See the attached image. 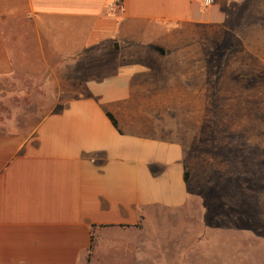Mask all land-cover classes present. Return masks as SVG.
<instances>
[{
	"label": "crops",
	"instance_id": "1",
	"mask_svg": "<svg viewBox=\"0 0 264 264\" xmlns=\"http://www.w3.org/2000/svg\"><path fill=\"white\" fill-rule=\"evenodd\" d=\"M113 1L0 0V88L57 110L30 134L0 123V264H264V214H219L188 154L190 99L219 77L202 35L264 63V0Z\"/></svg>",
	"mask_w": 264,
	"mask_h": 264
},
{
	"label": "rangeland",
	"instance_id": "2",
	"mask_svg": "<svg viewBox=\"0 0 264 264\" xmlns=\"http://www.w3.org/2000/svg\"><path fill=\"white\" fill-rule=\"evenodd\" d=\"M202 36L207 40L203 53L218 59L219 77L213 92L205 87L208 91L202 98L190 99L192 104L198 102L202 160L188 153L189 165L192 175L206 186L204 197L212 208L216 205L217 210L218 204L219 214L226 213L227 201L234 200L255 219L264 214V63L227 35L213 40L210 33ZM53 105L51 95L39 87L11 81L0 88V123L5 133L30 134L42 117L57 112ZM206 257L203 264H212L214 257ZM216 260L214 264L221 263Z\"/></svg>",
	"mask_w": 264,
	"mask_h": 264
},
{
	"label": "built area",
	"instance_id": "3",
	"mask_svg": "<svg viewBox=\"0 0 264 264\" xmlns=\"http://www.w3.org/2000/svg\"><path fill=\"white\" fill-rule=\"evenodd\" d=\"M202 4L203 7H208L214 3V0H198ZM123 9V3L122 0H114L109 5V11L113 14L121 11Z\"/></svg>",
	"mask_w": 264,
	"mask_h": 264
},
{
	"label": "trees",
	"instance_id": "4",
	"mask_svg": "<svg viewBox=\"0 0 264 264\" xmlns=\"http://www.w3.org/2000/svg\"><path fill=\"white\" fill-rule=\"evenodd\" d=\"M106 116L108 117V119L110 120V122L112 123V125L115 128H117V121L115 120V118L110 113H108V112L106 113ZM184 179L185 180H188V174L187 173L184 174ZM88 260H89V258H88Z\"/></svg>",
	"mask_w": 264,
	"mask_h": 264
}]
</instances>
